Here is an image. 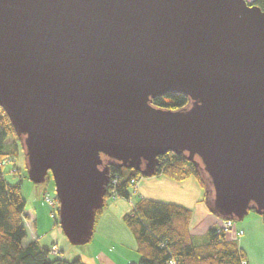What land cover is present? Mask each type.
I'll return each instance as SVG.
<instances>
[{"label": "water", "instance_id": "water-1", "mask_svg": "<svg viewBox=\"0 0 264 264\" xmlns=\"http://www.w3.org/2000/svg\"><path fill=\"white\" fill-rule=\"evenodd\" d=\"M0 107L73 246L111 165L152 178L169 153L199 160L213 215L264 216V11L243 0H0Z\"/></svg>", "mask_w": 264, "mask_h": 264}, {"label": "trees", "instance_id": "trees-1", "mask_svg": "<svg viewBox=\"0 0 264 264\" xmlns=\"http://www.w3.org/2000/svg\"><path fill=\"white\" fill-rule=\"evenodd\" d=\"M257 5L264 11V1ZM190 103L188 97L179 94H168L152 101L156 108L173 111L184 109ZM16 139L21 143L27 170L22 139L17 136L9 117L0 107V264H85L80 257L72 261L52 257V248L43 247L39 240L24 245V240L28 238L26 222L30 217L26 213L27 201L22 192V180L11 184L4 171L9 162L19 155ZM159 159L158 176L162 175L175 182H184L190 178L197 180L205 190L204 202L208 204V209L211 208L213 189L208 186L206 174L198 159L189 162L186 154L174 153ZM14 172L20 173V169L15 167ZM110 174L112 181L105 197V206L98 211L96 220L109 205L110 199L129 200L135 183L142 178L140 173L119 169L116 165L110 166ZM51 180L52 177L48 175L46 181ZM191 221L192 211L188 208L139 199L131 212L124 216V222L136 241L137 252L141 257L139 264H248L247 255L237 240L228 239L220 227L214 226L204 236L194 237L190 233Z\"/></svg>", "mask_w": 264, "mask_h": 264}, {"label": "crops", "instance_id": "crops-1", "mask_svg": "<svg viewBox=\"0 0 264 264\" xmlns=\"http://www.w3.org/2000/svg\"><path fill=\"white\" fill-rule=\"evenodd\" d=\"M204 197L203 188L193 178L175 182L162 175L142 177L135 183L129 200L117 199L103 210L96 220L94 232V237L98 233L99 239L94 240L93 237L94 245L79 257L85 264H139L141 257L137 252L136 241L124 222V216L131 212L141 198L177 204L190 209L192 211L190 233L194 237H202L212 227H221L224 221L209 211ZM26 213L30 217L26 227L27 231L29 228L31 232V242L39 240L38 215L31 211ZM236 230L244 231V235L236 240L246 253L248 264H264V218L249 214L244 221L236 225ZM228 239L234 240V235H229ZM70 257L74 256L71 254L63 259L72 261Z\"/></svg>", "mask_w": 264, "mask_h": 264}, {"label": "rangeland", "instance_id": "rangeland-1", "mask_svg": "<svg viewBox=\"0 0 264 264\" xmlns=\"http://www.w3.org/2000/svg\"><path fill=\"white\" fill-rule=\"evenodd\" d=\"M15 142L19 146V155H17L14 160H11L5 167L4 171L7 173L6 179L11 184H16L22 180V192L27 201L26 210L38 215L37 234L40 244L46 248H52L53 245L56 244L61 253L58 256L53 255L52 257L64 258L71 256L72 254L74 257L70 258L74 260L79 257L80 254L91 249L94 245L93 241L99 239V234L97 233L95 237L93 236L94 240L92 239V241L85 246H73L68 241L63 234L61 226L57 225V220L59 221V214L57 212L59 206L57 205V202L55 206H50L45 200V197L49 195L52 200L56 201L55 184L53 179L51 181H46L43 184H35L31 182L28 178V171L25 169V157L21 143L17 139ZM15 167L20 169V173L14 172ZM203 191L205 193L204 189ZM117 199L118 198H114L113 200L110 199L108 201L109 205ZM249 214L257 215L254 211H251ZM240 223L241 222H236V225H239ZM31 241L32 235L28 228V238L24 240V244L27 245Z\"/></svg>", "mask_w": 264, "mask_h": 264}, {"label": "built area", "instance_id": "built-area-1", "mask_svg": "<svg viewBox=\"0 0 264 264\" xmlns=\"http://www.w3.org/2000/svg\"><path fill=\"white\" fill-rule=\"evenodd\" d=\"M243 1L249 6L259 7L257 4L260 1H264V0H243ZM3 164H5V163H3ZM45 200L50 206H55V204H56V201L52 200V198L49 195H47L45 197ZM220 230L225 232L227 234V237L229 235L233 234L234 240H236L237 238L242 237L244 235L243 230H238V231L236 230V223L232 220H224L221 227H220ZM52 253H53V255H59L60 254V250H59V247L57 245L52 247ZM170 264H175V263L170 262Z\"/></svg>", "mask_w": 264, "mask_h": 264}, {"label": "bare ground", "instance_id": "bare-ground-1", "mask_svg": "<svg viewBox=\"0 0 264 264\" xmlns=\"http://www.w3.org/2000/svg\"><path fill=\"white\" fill-rule=\"evenodd\" d=\"M55 193H56V191H55ZM56 202H57V205L59 206V202H58L57 197H56ZM58 210H59V207H58Z\"/></svg>", "mask_w": 264, "mask_h": 264}]
</instances>
